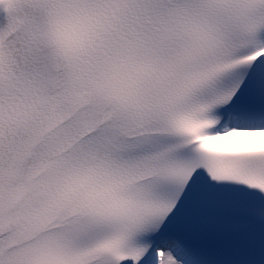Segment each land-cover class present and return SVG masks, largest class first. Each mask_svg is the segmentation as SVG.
<instances>
[{
  "label": "bare ground",
  "instance_id": "1",
  "mask_svg": "<svg viewBox=\"0 0 264 264\" xmlns=\"http://www.w3.org/2000/svg\"><path fill=\"white\" fill-rule=\"evenodd\" d=\"M257 136V135H255ZM170 258L168 256H166L163 260L164 264H167L169 262Z\"/></svg>",
  "mask_w": 264,
  "mask_h": 264
}]
</instances>
